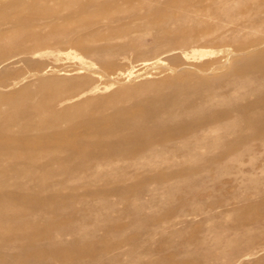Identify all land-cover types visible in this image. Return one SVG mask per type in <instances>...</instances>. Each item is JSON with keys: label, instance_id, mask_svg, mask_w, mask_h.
<instances>
[{"label": "bare ground", "instance_id": "6f19581e", "mask_svg": "<svg viewBox=\"0 0 264 264\" xmlns=\"http://www.w3.org/2000/svg\"><path fill=\"white\" fill-rule=\"evenodd\" d=\"M24 1H2L0 10H17ZM63 1L78 10L62 23L50 19L51 33L29 29L45 22L27 13L0 18V32L9 24L40 39L12 48L9 36L0 35V75L8 76L0 81L7 89L0 93V264H180L146 259L141 250L161 226L148 229L158 205L139 183L168 179L161 188L175 193L177 182L195 179L186 168L168 170L203 161L205 152L220 155L204 171L231 168L243 152L264 155V22L254 29L262 33L258 40L242 41L239 29L228 40L211 38L210 12L233 18L227 6L243 0H141L128 12L133 23L100 15L86 21L94 0ZM143 31L158 45L139 52L147 47ZM126 36L130 44H118ZM42 49L40 57H18ZM129 49L138 54L125 57ZM64 56H72L70 64L53 62L47 74L50 62L40 61ZM23 64L36 68L14 74ZM239 94L256 102L243 106ZM222 105L240 114L230 109L222 117ZM241 174L253 183L250 173ZM133 230L150 231L134 237ZM221 239L195 251L199 264H231L243 252L227 254L231 245Z\"/></svg>", "mask_w": 264, "mask_h": 264}, {"label": "rangeland", "instance_id": "374dc122", "mask_svg": "<svg viewBox=\"0 0 264 264\" xmlns=\"http://www.w3.org/2000/svg\"><path fill=\"white\" fill-rule=\"evenodd\" d=\"M2 1L5 0H0V4ZM83 1L86 2L87 0ZM94 1L97 4V7H91L88 13L82 15L83 20L88 21L89 19H91L92 15H100L111 19L123 17L124 21L133 23L134 17H132L128 12L132 7L141 6L142 4L141 0ZM227 9L229 13L234 14L233 18H221L213 12H210L209 22L211 25L210 30L212 33L211 38H215L222 34L226 36V39L231 40L234 35L233 31L235 29L240 30L239 34L242 41H255L262 36L261 31H255L254 29L258 25H260L261 22H264V0H243L242 4L237 6L230 3V5L227 6ZM14 10L15 9L0 10V18L7 19L8 17L16 16L20 19L24 13L30 14L31 16H33V18H36L40 22L44 21L45 23H42L39 26L35 24H28V28L34 32L47 34L51 33L52 31V25H50L49 23L50 19L53 18L55 19V21L62 23L66 16H68L69 12L76 11L78 9L74 7L68 8L63 0H25L23 4L19 5L15 12ZM52 13H55L56 15H53ZM244 13L246 15H244ZM116 24L117 23H114V25ZM5 27L6 28L2 32H0V35L9 36L10 41L8 45L12 48H18L21 40L26 44L27 48L34 47L35 44L38 43V40H40L37 38V40L28 37L26 38L24 35L19 34L15 29H10L9 24ZM16 29H18V27ZM143 34V40L147 47L144 48L145 51L139 52H146L148 50L150 51L152 50V48L156 47L155 45H158V42L156 39H154L153 35L147 34L146 32H144ZM125 38L120 39L118 41V44L126 43L125 45H129L132 39L131 36H126ZM103 44L104 42L98 43V45ZM41 54H43V49L34 50L29 54H22L18 57L24 58L26 56H29L37 58L40 57ZM137 54V51L129 49L125 53V57H133ZM71 58L72 56L63 59L61 58V60H58L56 62L55 57H46L42 59L43 61L40 62H50V64L46 66V73L50 74L54 72V69L56 68V66L52 64L53 62L59 65L70 64V62L72 61ZM177 63L178 65H181V62ZM165 65L169 68L172 67V64L169 63H166ZM94 67L99 68L100 64H96ZM35 68V65L32 66L23 64L15 70L14 74L21 75L26 71H30ZM79 72H83V70H80ZM60 74H65V72L62 71L60 72ZM4 75L5 74L0 75V81L7 79L8 76ZM149 77H151V75ZM11 80L12 79L10 78V81ZM17 84L18 86L21 85L20 83ZM5 90L7 89H3L0 86V93L5 92ZM236 99H239L240 103L243 106L256 102V98L251 95L241 97L239 94L236 96ZM230 109V105H222L221 107H219V112L223 117L227 111H230ZM232 113L234 115L236 113L235 116H237L239 112L238 110H232ZM213 152H205L202 157V159L204 158L203 161H188V163H185L183 165L179 164L178 166L175 165L170 170H168V173H176L180 172L181 168H186L190 171L191 177L189 179L192 180V182L195 179L193 183H191L190 180V182H186L187 186H185L186 183H184L185 185H181L183 184L182 182H177L180 185L176 183V186L178 185L181 188L179 187L180 189L175 193L165 192L167 194L166 196V194L164 193L165 190L161 188V185L164 184L168 179H163L164 183L162 182L160 186H157L152 181H146V183L144 184L139 183V186L146 185L149 189H152V191H149V193H147L148 195H146V198L153 202L152 204L154 205V207L158 205L157 207H155L158 210H156L154 220L151 221L152 224L148 226V229H153L155 225L161 226L159 235H156L153 241H148L141 249L142 251L146 250V252H148L146 259H158L167 262L170 258L180 264H199L201 261H197L199 259V256H197L195 253L197 251L202 252L203 249L206 250V248L215 243L216 238L221 239L223 237L224 239H221V241L225 243L228 240L230 242L227 241L226 243L231 245V247L227 246V248L224 245L227 254H235V252L240 253L243 251L242 253L237 254L236 257H234L231 264H264V155L261 153V150L253 152L249 151V153L245 152L246 154L243 152L244 156L242 155L241 160L232 162L230 164V167L232 169L222 168L223 170H220L216 168L213 170L210 169L204 171V169H206V167L208 166V161L212 157H218L220 155V152L217 150H213ZM177 160H180V158L178 157ZM240 172L250 173L249 176L251 178L249 180H252L253 183L250 185V181H248L247 179H243ZM200 174L201 176H199ZM198 176L201 178H199ZM23 181L26 182V179H24ZM258 181L260 182V184ZM208 182L212 183L209 184ZM196 187H198L199 189ZM174 194L176 198L174 197ZM172 199L177 203H175V201L173 202ZM182 210H186V212H188L187 218H179ZM149 212L150 210L148 209L145 214L149 215ZM114 215L117 216V214ZM129 219L130 217H127L124 219V221H126V223H129ZM178 219H180V221H178ZM169 220L175 221L173 223L171 222L170 224ZM116 230L118 232L120 231L119 228ZM192 230L195 234L192 232ZM149 231L150 230L139 232L133 230L131 232V236L138 237L136 235H145ZM221 232H223L222 235ZM249 241L251 244L249 243ZM248 246H252V248L250 249V247ZM186 252L194 254L190 256V254H186ZM186 255L187 257H190L187 258ZM180 259L181 261H179ZM144 260L145 259H136L131 264H142ZM137 261L140 262L138 263ZM221 264H227V261L224 259Z\"/></svg>", "mask_w": 264, "mask_h": 264}]
</instances>
